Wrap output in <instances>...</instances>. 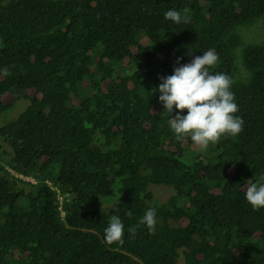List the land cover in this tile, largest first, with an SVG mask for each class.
Segmentation results:
<instances>
[{
  "label": "trees",
  "instance_id": "trees-1",
  "mask_svg": "<svg viewBox=\"0 0 264 264\" xmlns=\"http://www.w3.org/2000/svg\"><path fill=\"white\" fill-rule=\"evenodd\" d=\"M209 49L244 126L202 148L156 88ZM19 96L0 126V264H264V208L245 199L264 183V0H0V115ZM149 208L155 233L130 237ZM111 215L123 245L104 241Z\"/></svg>",
  "mask_w": 264,
  "mask_h": 264
},
{
  "label": "clouds",
  "instance_id": "clouds-1",
  "mask_svg": "<svg viewBox=\"0 0 264 264\" xmlns=\"http://www.w3.org/2000/svg\"><path fill=\"white\" fill-rule=\"evenodd\" d=\"M164 18L173 23H189L188 16L170 9ZM180 57L176 61L173 74L160 77L159 102L168 116V125L178 141L188 137L202 148L218 142L226 135L237 136L243 131L244 121L234 115L239 111L234 93L230 90L232 79L224 73L212 74L209 68L218 61V54L209 49L196 56L188 64L181 65ZM176 115L171 117L173 108ZM186 110V115H181ZM173 151V148H169ZM264 179V178H262ZM158 187L157 185H150ZM245 199L253 210L264 208V183L251 182L245 192ZM131 215V212L128 213ZM157 224L155 208L145 211L137 225L128 229L130 237H135L137 228L145 226L150 233H155ZM125 230L119 216L111 215L109 224L104 230V241L108 245H123ZM182 260V258H181Z\"/></svg>",
  "mask_w": 264,
  "mask_h": 264
},
{
  "label": "rangeland",
  "instance_id": "rangeland-1",
  "mask_svg": "<svg viewBox=\"0 0 264 264\" xmlns=\"http://www.w3.org/2000/svg\"><path fill=\"white\" fill-rule=\"evenodd\" d=\"M20 93H22V95H24L23 92H20ZM29 94L31 95V93H29ZM12 100H14V98H12ZM4 102H6V103L10 102V95L5 98ZM73 104L77 105L78 104L77 100H74ZM25 106H26L25 100L23 99V97L19 96L16 100L13 101L12 106L9 107L2 115H0V126H3L7 122L14 119L18 114H20L23 111ZM1 146L6 147L7 145H6V143L4 144V142L0 141V147ZM25 180L30 181V178H27ZM150 189L155 192L156 196H158V195H161L162 197L165 196L164 190L160 189L159 187L150 186ZM110 203H112V200H110L109 202H106L105 204H110Z\"/></svg>",
  "mask_w": 264,
  "mask_h": 264
}]
</instances>
